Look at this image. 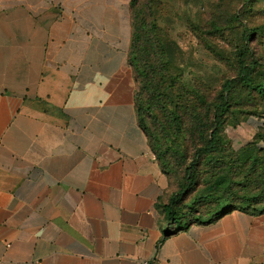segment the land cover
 <instances>
[{"label":"crops","instance_id":"crops-1","mask_svg":"<svg viewBox=\"0 0 264 264\" xmlns=\"http://www.w3.org/2000/svg\"><path fill=\"white\" fill-rule=\"evenodd\" d=\"M129 2L0 0V264H264V212L167 219Z\"/></svg>","mask_w":264,"mask_h":264},{"label":"rangeland","instance_id":"rangeland-1","mask_svg":"<svg viewBox=\"0 0 264 264\" xmlns=\"http://www.w3.org/2000/svg\"><path fill=\"white\" fill-rule=\"evenodd\" d=\"M140 3L148 5L151 12L157 44L167 47L172 77L199 90L209 104L216 101L223 82L237 75L235 50L243 46L251 49L259 63L258 70H264V0ZM230 97V111L221 130L220 153L209 158L208 165L206 161L201 164L198 184L176 204L184 214V222L206 221L213 215L215 202L207 194L214 183L208 172L218 163L219 169L227 171V181L219 186V203L229 200L232 205L249 206L255 212L264 207V179L257 177L259 173L264 176V98L237 86ZM150 112L145 116L147 126H151L150 116L155 114ZM167 157L174 168L169 177L178 191L183 183L184 164L172 152Z\"/></svg>","mask_w":264,"mask_h":264},{"label":"trees","instance_id":"trees-1","mask_svg":"<svg viewBox=\"0 0 264 264\" xmlns=\"http://www.w3.org/2000/svg\"><path fill=\"white\" fill-rule=\"evenodd\" d=\"M129 11L132 39L127 61L137 82L134 101L138 123L145 131L163 171L171 176L170 171L174 169L167 157L170 152L184 164L181 188L171 196L166 208L169 221L183 220L184 214L176 208V204L189 189L198 184L201 164L206 161L208 165L209 158L220 153L221 130L230 111L233 89L236 86L248 88L264 98V70H258L259 63L251 49L243 46L235 50L237 75L223 82L216 101L209 104L199 90L186 82H177L172 77L167 47L165 44H157L148 5L141 4L140 0H130ZM245 39L248 45L246 34ZM150 110L155 111V114L150 116L151 126H147L145 116L151 115ZM180 141L184 143L183 149ZM185 159H188L187 164ZM218 164L208 172L214 185L210 186L213 188L207 197L211 196L210 200L215 202V211L206 221L217 219L234 209L264 212V207L255 212L249 210V206L232 205L229 200L219 203V186L227 181V171L219 169ZM257 177L264 179L261 173ZM223 207L225 209L220 211ZM195 222L201 220L183 222L179 229Z\"/></svg>","mask_w":264,"mask_h":264},{"label":"built area","instance_id":"built-area-1","mask_svg":"<svg viewBox=\"0 0 264 264\" xmlns=\"http://www.w3.org/2000/svg\"><path fill=\"white\" fill-rule=\"evenodd\" d=\"M142 264H150V262H148V261H145V262H143Z\"/></svg>","mask_w":264,"mask_h":264}]
</instances>
